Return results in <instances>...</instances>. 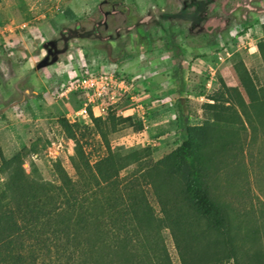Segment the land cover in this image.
<instances>
[{
    "label": "rangeland",
    "instance_id": "rangeland-1",
    "mask_svg": "<svg viewBox=\"0 0 264 264\" xmlns=\"http://www.w3.org/2000/svg\"><path fill=\"white\" fill-rule=\"evenodd\" d=\"M127 56L143 60L138 79L117 67ZM113 72L135 98L120 110H140L72 123L85 96L69 89ZM188 130L234 233L230 246L189 239L191 260L235 264V248L239 264H264V0H1L0 194L10 178L81 191L94 177L90 193L141 203L150 243L180 264L161 220L184 184L155 166Z\"/></svg>",
    "mask_w": 264,
    "mask_h": 264
},
{
    "label": "trees",
    "instance_id": "trees-1",
    "mask_svg": "<svg viewBox=\"0 0 264 264\" xmlns=\"http://www.w3.org/2000/svg\"><path fill=\"white\" fill-rule=\"evenodd\" d=\"M187 134L181 146L155 166L184 184L183 207L175 213L164 211L161 223L173 234L180 264H219L217 253L209 263L199 255L191 260L189 239L196 243L216 237L219 244L224 236L230 246L234 233L230 216L211 199L192 130ZM95 179L79 186L81 191L66 178L64 188L8 179L0 194V264H120L125 259L127 264H172L155 241L150 243L141 203L132 200L122 210L119 198L90 193L93 183L101 185ZM230 253L227 259L239 264L235 248Z\"/></svg>",
    "mask_w": 264,
    "mask_h": 264
},
{
    "label": "built area",
    "instance_id": "built-area-1",
    "mask_svg": "<svg viewBox=\"0 0 264 264\" xmlns=\"http://www.w3.org/2000/svg\"><path fill=\"white\" fill-rule=\"evenodd\" d=\"M70 92L85 96L83 106L74 112L72 123H89L109 114L120 112L133 117L140 107L120 110L123 96L130 95L132 85L129 80L116 72L83 77L69 89ZM135 102V98L131 96Z\"/></svg>",
    "mask_w": 264,
    "mask_h": 264
},
{
    "label": "crops",
    "instance_id": "crops-1",
    "mask_svg": "<svg viewBox=\"0 0 264 264\" xmlns=\"http://www.w3.org/2000/svg\"><path fill=\"white\" fill-rule=\"evenodd\" d=\"M142 63H143V60L141 58H137V57L134 58L132 56H127L124 61L119 62V64H118L117 67L118 68L120 67V69L123 72L129 73L133 78L138 79V77H139L138 76V72H135V71H137L135 69H139V66ZM151 67H153V66H151ZM144 69L147 70L148 69V66H145ZM144 75H146V73H144Z\"/></svg>",
    "mask_w": 264,
    "mask_h": 264
}]
</instances>
